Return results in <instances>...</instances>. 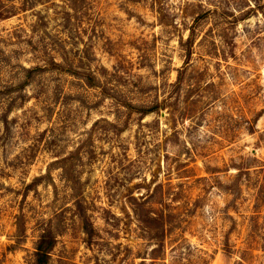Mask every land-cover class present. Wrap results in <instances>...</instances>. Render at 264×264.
<instances>
[{
  "label": "rangeland",
  "instance_id": "obj_1",
  "mask_svg": "<svg viewBox=\"0 0 264 264\" xmlns=\"http://www.w3.org/2000/svg\"><path fill=\"white\" fill-rule=\"evenodd\" d=\"M43 230L49 264H264V0H0V264Z\"/></svg>",
  "mask_w": 264,
  "mask_h": 264
},
{
  "label": "trees",
  "instance_id": "obj_2",
  "mask_svg": "<svg viewBox=\"0 0 264 264\" xmlns=\"http://www.w3.org/2000/svg\"><path fill=\"white\" fill-rule=\"evenodd\" d=\"M146 115V111L142 112ZM153 221L158 222V218H153ZM163 236V230L160 232ZM55 234L49 230H43L37 240L33 253V264H49L50 252L55 244Z\"/></svg>",
  "mask_w": 264,
  "mask_h": 264
}]
</instances>
